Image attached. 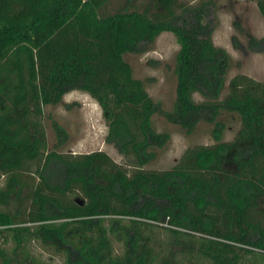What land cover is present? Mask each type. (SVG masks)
<instances>
[{"label":"trees","instance_id":"obj_1","mask_svg":"<svg viewBox=\"0 0 264 264\" xmlns=\"http://www.w3.org/2000/svg\"><path fill=\"white\" fill-rule=\"evenodd\" d=\"M248 1L264 16V0ZM216 8V0H0V264H264V82L229 78ZM164 32L180 45L170 110L126 58ZM247 42L264 51V37ZM75 90L98 102L105 140L124 162L103 149L60 152L69 132L51 114L49 147L45 109ZM223 112L240 118L231 140ZM158 113L188 134L214 124V142L186 148L170 168H147L171 140L154 124Z\"/></svg>","mask_w":264,"mask_h":264},{"label":"rangeland","instance_id":"obj_2","mask_svg":"<svg viewBox=\"0 0 264 264\" xmlns=\"http://www.w3.org/2000/svg\"><path fill=\"white\" fill-rule=\"evenodd\" d=\"M189 1V0H188ZM196 1V0H190ZM217 8L212 21L216 25L214 33L215 43L225 47L232 56V68L229 78L237 73H245L256 80L264 82V51H254L262 44H253L254 50L248 48L247 35L257 38L264 37V16L261 15L255 1L248 0H216ZM243 29L239 33L238 27ZM238 37L240 47H235L233 37ZM180 45L171 32L162 33L149 51L144 54L129 53L127 60L132 64L135 75L146 81L148 91L159 101L162 107L170 110L176 96L177 78L174 73L176 55ZM226 92V89H225ZM44 123L48 134L49 147L56 143L52 129L51 114L62 123L69 132V140L60 152L74 153L91 152L98 149L106 150L115 160L124 162L123 156L116 148L105 140L108 127L103 119L102 110L98 102L88 93L75 90L68 93L63 101L57 105L46 107ZM154 124L159 131H168L171 140L168 145L158 149L157 158L147 165L151 169H167L172 167L186 148L196 144H211L214 124L201 122L194 132L188 134L180 126L166 121L162 114L153 117ZM219 121L225 127L224 139L231 140L240 128V118L236 113L223 112ZM3 180L0 181V186ZM35 250L45 258L50 254L35 245Z\"/></svg>","mask_w":264,"mask_h":264}]
</instances>
